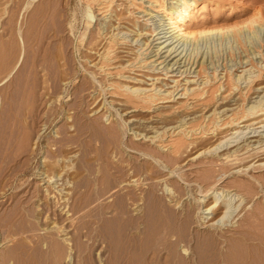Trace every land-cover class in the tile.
<instances>
[{"label":"rangeland","instance_id":"374dc122","mask_svg":"<svg viewBox=\"0 0 264 264\" xmlns=\"http://www.w3.org/2000/svg\"><path fill=\"white\" fill-rule=\"evenodd\" d=\"M108 1V9L121 3L120 10L129 14L130 24L137 23L135 27L141 31L138 37H127L137 51L132 55L137 54L134 62L138 63L133 72L155 69L181 83L188 78L194 81L189 83L194 89L184 94L182 84L174 97L166 102L157 100L144 109L120 103L128 92L112 76L124 72L117 65L125 58L116 57V68H110L113 74L107 76L98 70L99 65L85 61L88 43L107 32L109 10L102 11L98 4ZM183 2L191 3L189 16L184 22L177 21V27L170 25L171 13ZM35 54L39 57L33 58ZM56 55L64 63L71 84H60ZM27 63L39 73H30ZM46 72L53 76L43 84L45 89L38 88L37 79ZM25 76L29 80L37 76L30 81L32 86L27 78L23 80ZM25 81L29 88L23 86ZM53 83L58 85L57 93L52 90ZM76 86L84 90L78 92ZM44 91L48 92L45 96ZM23 92L19 102L17 97ZM98 94L104 109L93 114L89 103L91 96ZM57 95L62 97L60 105ZM178 101L174 118L184 116L182 123L167 125L156 133L145 131L138 123L151 115L157 119L170 114V105ZM263 114L264 0H0V264H105L104 225L110 220L112 230L120 231L119 219L132 218L135 206L124 196L140 189L141 195L157 196L158 210L165 220L162 229L190 233L199 243L211 245L206 225L219 224H214L216 236L232 240L230 261L214 259L219 249L228 250L225 242L218 241V247L212 244L203 255L202 264H264V120L244 126ZM226 133V149L215 150V140L206 153L201 151L209 145L201 148L197 144L199 147L193 146L186 157L171 159L170 144L175 140L187 146L192 140L208 142V137ZM61 137L65 148L59 151L58 143H53ZM228 149L238 160L221 161L224 156L220 155ZM62 157L66 173L53 167V183H44L40 174L43 162ZM147 163L153 165L154 176L169 174L164 179L148 180L143 177ZM117 164L123 165V170L138 168L144 181L125 185L126 177L116 172ZM172 192L173 201L169 198ZM214 203L222 208L213 221H194L197 216H210L207 208ZM248 219H254L256 228L251 240L239 227H246ZM134 231L128 229L124 235L123 230L120 243L128 245ZM194 246L192 239L176 242L181 264L196 263ZM47 248H59L60 257L55 259ZM127 250L137 261V250ZM169 255L172 257V251L167 248L158 255L147 253V264H166Z\"/></svg>","mask_w":264,"mask_h":264},{"label":"bare ground","instance_id":"6f19581e","mask_svg":"<svg viewBox=\"0 0 264 264\" xmlns=\"http://www.w3.org/2000/svg\"><path fill=\"white\" fill-rule=\"evenodd\" d=\"M73 2L74 0H69V2ZM86 3L89 2V0H84ZM193 1V0H192ZM94 2V1H93ZM97 2V1H96ZM109 2V1H108ZM110 3V2H109ZM107 4V3H99L98 5H100L101 7H99V9H102V11H107V9L109 8V5L110 4ZM115 4V3H114ZM113 4V7L110 6V9L109 12H108V21H106V31L105 34H100L99 36H96V38L91 42V45L88 43V49L85 48L84 51H86V58H85V61L87 59V62H89L91 64V66H98V70L100 71H103L104 72V75H112L113 71H110L111 69L110 68H116L114 66V59H116V57L118 58V56L120 57H124L125 59L123 60V62L120 64V65H117L121 70H123L124 72H120V73H117V74H113V80L114 79H119V81H115V82H118L123 88L124 90H126L128 93L125 94L126 98H122V100L124 99V101L120 100V103H130L131 107H140L144 109V107H150L151 105H153L152 103H154L155 101L157 100H160V101H164L168 98H171V97H174V92L178 89V87H180L182 84H183V91H184V94L187 93L191 88L189 87V83H192L194 81H188L187 79H185V82L184 83H181L180 80L178 79H174L172 78L171 76L172 75H167V73H163L161 74V72H154L155 69H153V71L151 70L150 72L148 73H138V72H133V70H135V66L136 64L138 63H135L134 61L136 60L135 57L137 54H134L135 52L137 51H134L135 50V45L132 43L131 39L133 37V35H137V37L139 36V31L137 29V27H135L137 25V23H133L135 25H132V23L130 24V21L128 19V15L129 14H125L124 11H121V6L119 7V5L121 3H117L114 5ZM182 4V3H181ZM195 4V3H194ZM191 3L189 2H183V6L181 8H179L178 10H176L174 13H171V17H169V24L170 25H175L177 21H182L184 22L185 21V18L186 16H189V7H190ZM77 6V5H76ZM195 6V5H194ZM125 7V6H124ZM123 7V8H124ZM107 8V9H106ZM178 8V7H177ZM98 9V8H97ZM106 9V10H104ZM123 10V9H122ZM126 10V9H125ZM99 11V10H98ZM131 13V12H130ZM177 13V14H176ZM74 16V15H73ZM75 19L79 21V17L77 16V13L75 14ZM71 18V17H70ZM73 18V17H72ZM74 19V20H75ZM134 21V20H133ZM137 21V20H136ZM77 23V22H76ZM79 23V22H78ZM77 23V24H78ZM71 25V23H70ZM74 25H76L74 23ZM177 25V24H176ZM175 25V26H176ZM79 26V25H78ZM74 27V26H73ZM113 27V28H112ZM131 27V28H130ZM168 27V25L166 26ZM177 27V26H176ZM179 27V26H178ZM108 28H112L113 30H110L108 31ZM71 30V29H70ZM114 30L117 32H114ZM126 31L124 32L122 36L118 37L119 33H122V31ZM139 31V32H138ZM199 32V31H198ZM203 32V31H201ZM110 33V34H109ZM145 33H143L142 35H144ZM186 34V33H185ZM189 35V33H187ZM194 34V32H193ZM192 34V35H193ZM148 35V34H147ZM131 36V39H127V37ZM90 42V41H89ZM145 43V42H144ZM143 43V44H144ZM146 44V43H145ZM85 45V44H84ZM87 45V43H86ZM159 53L161 52V49H159ZM37 51V50H36ZM35 51V52H36ZM49 50L46 51V53L48 52ZM57 51V50H56ZM170 51V50H169ZM58 52L60 53L61 51L58 50ZM58 52L56 54H58ZM171 52V51H170ZM37 53V52H36ZM50 53V52H48ZM52 53V52H51ZM55 53L53 55H55ZM158 53V54H159ZM34 54V53H33ZM39 54V53H38ZM61 55V53H60ZM33 58L34 57H39L38 55L35 54L32 55ZM50 56V55H49ZM57 56V61H55V63H57V67H58V71H57V77H58V80L60 82L61 85H67V84H71L73 81L69 80L67 77H66V69H64L65 65L64 63L61 61V58L59 57V55H56ZM55 56V57H56ZM62 56V55H61ZM54 57V56H53ZM54 57V58H55ZM32 58V57H31ZM30 58V59H31ZM32 58V60H33ZM63 58V56H62ZM29 59V60H30ZM40 59V58H39ZM56 59V58H55ZM54 59V60H55ZM64 59V58H63ZM62 59V60H63ZM25 60V59H24ZM27 60V59H26ZM25 62H28L29 61L27 60ZM31 61V60H30ZM35 61V60H34ZM34 61H31L32 63ZM37 61V60H36ZM35 61V64L37 63ZM30 62V63H31ZM25 64L26 66L25 67H28L30 73H35V74H38L39 71L34 72V70L36 71L35 66L32 67V65L30 66V64L28 65ZM24 64V62H23ZM41 65V63H38V65ZM39 65V66H40ZM88 65V63H87ZM113 66V67H109V66ZM138 66V65H137ZM41 67V66H40ZM22 69H23V65H22ZM21 69V70H22ZM39 69V67H37V70ZM57 69V68H56ZM26 70V69H25ZM42 70V69H41ZM68 70V69H67ZM114 70V69H113ZM24 71V70H23ZM27 71V70H26ZM25 73L30 76L29 72H26ZM167 71V70H166ZM68 72V71H67ZM29 73V74H28ZM32 73V74H33ZM124 73H128L127 75L124 76ZM51 74V73H50ZM68 74V73H67ZM132 74V75H131ZM25 75V74H24ZM43 75V74H41ZM40 75V76H41ZM95 75V74H94ZM28 76H25V79L23 80H26L27 78V81L30 79V77ZM39 76V75H37ZM37 76H34V78L36 79ZM39 76V77H40ZM53 76V74H52ZM51 75H49L47 72L43 75V77L41 78H38L37 79V86L39 88H43L45 89V86L43 84L46 83L47 79L48 78H51L52 77ZM68 76V75H67ZM110 77V76H109ZM33 78V77H32ZM33 79V80H35ZM109 79V78H108ZM15 79H13L14 81ZM33 80H29L28 81V85H29V82L30 81H33ZM112 80V81H113ZM16 81V80H15ZM111 81V80H110ZM109 81V84L110 86L113 84L112 82L110 83ZM26 82V81H25ZM23 82V83H25ZM114 82V83H115ZM35 83V82H34ZM170 83H174L173 85H170ZM186 83H188L186 85ZM36 84V83H35ZM54 86L52 87L54 93L58 92V85L57 83H53ZM130 84V85H129ZM195 84V83H194ZM27 85V82L23 85L25 87H28L26 86ZM30 85H31V82H30ZM34 85V84H33ZM95 85V84H94ZM118 85V84H117ZM32 86V85H31ZM36 86V87H37ZM24 87V88H25ZM77 87V86H76ZM96 87V86H95ZM29 88V87H28ZM27 88V89H28ZM32 88H35L34 86ZM115 88V87H114ZM78 92H82L84 90L83 87L79 86L76 88ZM191 89H194V88H191ZM35 91V90H34ZM162 91H165L166 93L165 94H162ZM193 91V90H192ZM115 92V91H114ZM150 92V93H148ZM24 93L23 92L20 96L17 97L18 101L20 102V100H23L24 98ZM48 92L47 91H44L43 92V95L45 96ZM116 93V92H115ZM130 93V94H129ZM177 94V93H176ZM175 94V95H176ZM26 95V94H25ZM58 98L57 100L59 101L58 104L60 105V103L62 102L60 98V95H57ZM16 97L13 96V98ZM99 97V94L97 96H94L93 95L91 96V99L92 101L89 103V109L90 111H94L93 114L95 113H98L100 110H103L104 109V106L102 105L103 103V100ZM113 97V96H112ZM102 100V101H100ZM17 101V102H18ZM112 102V101H111ZM119 102V100H118ZM166 102V101H164ZM101 103V105H100ZM117 103V102H116ZM119 104V103H117ZM122 104H120L122 106ZM155 104V103H154ZM177 104H179V101L176 102L175 104L173 105H170L171 109L170 110V114H166L165 115L163 114L160 118H157V119H153L152 118V115L148 118V120H144L142 122H140L138 120V123L141 124V127L142 129H144L145 131H153L154 133L156 132H159L158 130L159 129H164L165 126L167 125H170V124H173V123H177V122H183V120H185L184 116H182L181 118H174V113H175V107L174 105L176 106ZM11 105V104H10ZM181 106V105H180ZM163 108V106H158V108ZM167 107V106H166ZM169 107V106H168ZM157 108V109H158ZM165 108V107H164ZM9 109V108H8ZM12 109V108H11ZM75 109V108H74ZM69 110L68 108L66 109V111ZM134 110V109H133ZM131 110V111H133ZM128 111V110H127ZM168 111V110H167ZM52 112V111H51ZM68 112V111H67ZM130 112V111H128ZM166 112V111H165ZM177 112V111H176ZM12 113V112H11ZM10 113V114H11ZM48 113V112H47ZM66 113V112H65ZM55 114V113H54ZM70 114V113H69ZM92 114V115H93ZM252 114V113H251ZM12 115V114H11ZM15 115V114H14ZM50 115V113H49ZM47 115V116H49ZM68 115V114H66ZM128 115V114H127ZM134 115V114H133ZM132 114L129 115V117H133ZM161 115V114H160ZM159 115V116H160ZM68 117V116H66ZM65 117V118H66ZM176 117V115H175ZM14 118V117H13ZM72 118V116H71ZM257 118V117H256ZM12 119V118H11ZM13 120V119H12ZM68 122H69V117H68ZM134 120V119H133ZM264 120V114L263 116L259 119V120H256L254 122H250L244 126L248 127L249 125H253L255 123H259V122H262ZM135 121V120H134ZM185 122V121H184ZM48 122H46L47 124ZM143 123V124H142ZM145 123V124H144ZM186 123V122H185ZM25 124V123H24ZM184 124H181V125H178V126H182ZM260 126V125H259ZM136 128V127H135ZM157 128V129H156ZM171 128V127H170ZM154 129V130H153ZM165 130V129H164ZM163 131V130H161ZM238 132V131H237ZM162 133V132H161ZM164 133V132H163ZM162 133V134H163ZM217 133V132H216ZM220 133V132H219ZM218 133V134H219ZM236 133V132H234ZM165 134V133H164ZM218 134H214L212 137H208V142L203 141V140H198V141H190L188 143L187 146H184V144H182V142L178 141V140H175L174 142H172L173 144H170L172 147H173V150L169 147V149H171L173 152L172 154V160L176 161L178 160V158L180 159V157L184 156L186 157L187 156V152L191 150V148H193L194 146V149L195 147L198 145H202L201 148H203V146H205V144L209 145L207 148L203 149L201 151V153H206L205 151H209L210 150V147L211 145L214 143L215 140H217L218 142L215 144V150H218L219 148L222 149L223 146H225L223 149H226L227 148V143L229 141V139H226V137L228 136V133H226L225 135H221L219 136ZM231 135V134H230ZM71 136V135H70ZM218 136V137H217ZM65 137V136H64ZM69 137V136H68ZM216 137V138H215ZM215 138V139H214ZM236 138V137H235ZM214 139V140H212ZM66 140V138H65ZM68 140V139H67ZM63 138H59V140H56L55 143H53V145L56 146V143H58V147H57V150L59 148V151L60 149H63L64 147V144H63ZM69 141V140H68ZM232 141V140H231ZM206 142V143H204ZM184 143V142H183ZM210 143V144H209ZM51 144V148L50 149H53ZM206 145V146H207ZM49 146V145H48ZM50 147V146H49ZM67 147V146H66ZM199 146H197L198 148ZM65 148V147H64ZM68 148V147H67ZM259 148V147H258ZM264 148V147H263ZM55 149V148H54ZM262 150V149H261ZM64 151V150H62ZM61 151V152H62ZM75 151V150H74ZM246 151H248V149H246ZM214 152V151H213ZM69 153H72V152H69ZM200 153V154H201ZM68 154V153H67ZM262 154V153H261ZM70 156H73V155H70ZM220 156H224V159L221 160V161H226L228 160L229 162H233L234 160H238V155L236 153H234V151H230L228 149V151L226 153H223L222 155ZM64 157V155H63ZM63 157L62 159L60 160H54L53 162H49L48 160L47 161H44L43 162V168H42V174L43 177L41 178L42 181H44V183H48L50 184L51 182L53 183L52 179L53 177L55 176V173L54 171H52L55 167V168H59V170H61V172H65L66 173V169H67V166L66 165H62V162L63 161ZM171 157V156H170ZM184 159V158H183ZM182 160V159H181ZM233 160V161H232ZM150 162V161H149ZM152 163V162H151ZM151 163H147L145 164L144 166H146L144 168V171H143V177L148 179V180H157V179H164L166 178L165 176L167 174H169V172L167 173H164L163 175H153V171H152V167L153 165H151ZM228 163V162H226ZM143 166V167H144ZM142 167V166H141ZM116 168V172L118 173H121V175H124L126 178H124L123 182L125 185H131L132 183H135V185H137L138 182H141V180L143 178L140 179V176L142 175L139 174L140 170H138V168H133L131 167V169H125L123 170L124 166L121 165V164H117V166L115 167ZM171 168V167H170ZM140 169V167H139ZM143 169V168H141ZM164 171V170H163ZM172 171V170H171ZM60 172V173H61ZM152 172V174H151ZM58 173V172H57ZM58 175V174H56ZM142 177V176H141ZM144 181V179L142 180ZM146 181V180H145ZM51 185V184H50ZM148 188L150 187L149 185L147 186ZM139 189V188H138ZM49 192V191H48ZM127 195L129 197L126 198V196H124L125 199H128V200H131L133 202V204L135 205L133 207V210H134V213H133V217L131 218H128V219H124L122 217V214H121V218H123L122 220L119 219V222L121 223V230L118 231L116 230L115 232L112 230V223H110V220L107 221L104 225V229H105V233H106V238H105V249L107 251V256H106V262L105 264H147V260H146V255L147 253H151L153 255H158L159 253H161V251L164 249V248H167V250L170 252L172 251V257H169L164 260V262L166 264H181V261L179 260V258L177 257L178 256V253H177V250L175 248V245H176V242H179V241H184L185 243H189L191 241V239L194 241L195 243V246L192 250V254L195 255V258H196V263L197 264H202V258H203V255L210 250L212 244L214 245H219L218 241H221V242H225V245L228 246V250H218V252L215 254V260H217V262H220V261H223V262H228L230 261V257L232 256V253H231V245L229 244V242L231 243V241L228 242V240L226 239H219L216 234H215V225L214 224H217V223H210L208 225H206L208 228H210L208 231H207V236H208V239L211 240V245H209V243L207 245L205 244H202V243H199L194 235H187L185 234L184 232H180L179 230H171L170 228L166 227L165 229H162L163 226H160L162 225V221H165L164 219L161 218L160 216V213H159V210H158V200H157V196L155 194H150V195H141L142 191L140 189V192L138 193H134L133 191H127ZM173 196H174V192H172V194H169V198L171 199V201H173ZM179 201L175 200V204H178ZM148 205V206H147ZM151 205V206H149ZM222 208V206L220 204H217L214 203L210 208H207L209 211L208 213L210 214V216H206V217H203V216H197V219L195 218V222H199L200 224H207L211 221L214 220L215 216L219 213L220 209ZM259 214V213H258ZM118 216V214H117ZM218 216V215H217ZM223 217V216H222ZM220 218V220H222L223 218ZM260 218V217H259ZM256 219V218H254ZM253 219V220H254ZM248 224L246 222L245 223V226L244 225H240L239 227L242 228L241 230V234L242 232L245 233V237L249 234V236H247L248 238L251 237L250 234L254 233L255 234V231L253 227V223L252 221H250V219H248ZM126 221V222H125ZM187 221V220H186ZM219 221V220H218ZM125 222V223H124ZM256 222V221H255ZM258 222V221H257ZM191 223V222H190ZM220 223V221H219ZM243 223V224H244ZM259 224V223H258ZM136 225V226H135ZM219 225V224H217ZM140 226V227H139ZM243 226V227H242ZM255 227H256V223H255ZM218 228V227H217ZM134 230V235H133V238H129V243L128 245H123L120 243V241L122 240V238L124 237L122 232L124 230V235H125V231L126 230ZM220 230V229H219ZM257 233V232H256ZM259 234H262L261 232ZM253 235V234H252ZM240 236V235H239ZM242 236V235H241ZM258 236V235H257ZM235 237V236H234ZM233 237V238H234ZM232 238V239H233ZM252 238V237H251ZM250 238V240H251ZM263 238H264V234H263ZM262 238V239H263ZM173 239V240H172ZM240 239H242V241L244 240V236L241 237ZM257 239V237H256ZM261 239V238H259ZM261 239V240H262ZM230 240V239H229ZM235 240V239H234ZM246 241V240H245ZM264 241V240H263ZM233 243V242H232ZM256 244V243H255ZM254 244V245H255ZM230 245V246H229ZM262 246V245H261ZM127 247H131V248H135L137 250V261H134L132 258H131V253L130 250L128 251L127 250ZM53 248V247H52ZM47 249H51V248H47ZM46 249V250H47ZM260 249H263L260 247ZM51 251V254L53 252L52 255H54L53 257L55 259H58L60 257V250L59 248H54V249H51L49 250L48 252ZM263 251V250H261ZM254 255V254H251V256ZM249 256V255H248ZM254 257V256H253ZM17 259V258H16ZM252 259V258H251ZM22 260V259H21ZM250 260V259H249ZM203 261H204V258H203ZM257 261V260H256ZM16 262V261H15ZM250 262V261H249ZM194 263V264H196Z\"/></svg>","mask_w":264,"mask_h":264}]
</instances>
